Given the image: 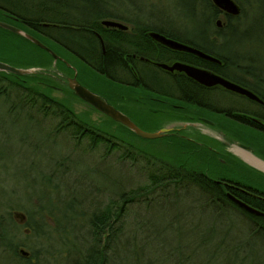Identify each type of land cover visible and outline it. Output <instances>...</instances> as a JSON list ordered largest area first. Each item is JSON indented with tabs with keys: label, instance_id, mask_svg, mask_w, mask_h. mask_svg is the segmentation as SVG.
Wrapping results in <instances>:
<instances>
[{
	"label": "rangeland",
	"instance_id": "rangeland-1",
	"mask_svg": "<svg viewBox=\"0 0 264 264\" xmlns=\"http://www.w3.org/2000/svg\"><path fill=\"white\" fill-rule=\"evenodd\" d=\"M138 4L143 13H152L155 18H153L154 21H158L159 23V21L167 16L178 34L205 44L206 40H199L197 29L195 33V28L199 24L193 21V14H196L194 11L192 13L189 0H138ZM237 5L242 10L241 16L232 22L236 21L240 24L239 31L231 36L232 45L227 50L219 45L216 49L219 52L222 51L228 54L230 57H234L236 54L244 56L246 54H256L264 59V0H244L242 5L238 3ZM217 19L223 22L224 18L222 15H219ZM43 41L50 46L54 54L63 56L64 63L58 59L53 62L52 57L51 60L45 58L43 55H39L27 43L14 38H0V55L13 62H28L33 60L43 63L48 61V65L36 67L49 69L39 70L43 72L42 77L39 79L48 81L53 85L51 89L49 88V94L66 101L76 113L87 115L91 120L96 122H102L104 117L101 114L93 112L88 105L78 98V100L75 99L76 97L65 86H62L61 75L55 73L56 71L52 68V65H54L60 74L66 76L74 75L83 84L104 94L112 93V91L124 93V88L96 75L85 64L73 56L66 54L55 44L46 40ZM219 43L220 40H216V44ZM222 100V107L226 108L229 106L227 101L230 102L231 97L228 94H223ZM7 105L4 99L0 97V214H3L5 211L12 212L10 215H12L11 217L16 224H22L19 215L24 213L23 209L32 213L38 207H43L45 210L57 208V210L62 212L66 209L64 206L70 195L76 200H85L86 207L87 205L103 207L110 200V196L112 197V191L109 189V180L111 178L125 190L146 183L147 180L144 176L147 174L145 171L148 169L144 167L145 161L143 158L140 157L137 162L133 163L128 160H122V158L119 159L118 151H113L111 154L107 153L102 145L88 149L86 147L87 140L77 144L66 134H55L52 131L54 125L52 121L33 113V117L38 121V124L35 121L26 119L23 114L19 116L10 112ZM151 112L154 111L149 110L148 115L142 118L133 116V119L145 131L152 132L163 127L172 126L175 133H179V135L177 137L173 135L174 138H171L172 135L169 133L172 130H170L168 134L151 140L153 142H137L139 147L164 155L171 164H189L206 169L212 174L235 175L237 173V176L246 179L249 177L247 176L249 172H254L242 164L240 168L230 165L232 160L235 162L237 160L232 156L228 157L224 152V146L209 135L207 123H210L212 128L220 130L229 138L236 140L233 136L234 125L230 120H226V118L218 115L202 112L201 114L206 117H203L197 123L182 122L178 119H174L171 122V120L161 119L157 115L154 116ZM189 124L192 125L189 126ZM197 124L203 126H198ZM48 133L52 136H48ZM242 136L245 137V141L250 145L248 146L253 152L258 157L260 156L264 159V135L254 133L253 135L243 134ZM195 141H204L206 144L198 147L192 144ZM214 145H217L215 151ZM58 160H61L62 166L57 170L61 171V169H65L67 175L54 172V176L47 178L49 172L55 169ZM232 164L234 165V163ZM79 179L80 182L78 181ZM252 179L250 178V180ZM253 180L264 187L263 179L255 178ZM73 182H77L76 185L79 188L72 195L68 186ZM54 185L57 186L56 191L52 189ZM88 201H90L89 204L87 203ZM188 205L187 200L178 205L171 204L169 207L164 205V208L154 205L150 213L159 225H162V223L164 225L167 222V217L177 215L181 211L187 217L182 220L183 224L187 222L188 224L189 222L197 223L199 221L202 225H205V217L202 216L200 210L188 209ZM8 206H10L9 209ZM76 209L77 204L75 203L73 211H70L69 208L66 209L67 215H72L76 219L77 217L71 214ZM148 216L149 212L142 204H132L123 217L124 226L126 229L138 228L140 227V221ZM64 227L68 229H66V232H62ZM68 227L67 222H62L57 232H50L51 238L49 240H40L45 244L48 251L45 254V259L40 264L73 263L71 261L72 254L67 257L61 251L64 247L71 248V244L77 242L74 239V236L78 234L76 233L77 230ZM174 227L161 230L163 237L168 240V245L172 244L175 246L180 242H185L186 246H188L186 248H190L192 243L195 244L205 232L203 227L195 231L189 227L180 226L178 233ZM225 227L226 225L223 224V227L216 232L224 235L225 229L228 228ZM237 230L241 229H235L233 232L230 231L228 236L237 237L242 241L246 240L247 235H245V231L243 233L242 230L239 232ZM18 231L17 238L13 242L17 243L15 249L20 257H22L20 250L25 251L28 255L30 250L25 244L31 245L35 241H32L28 232L24 231L23 227H20ZM263 241L258 238L251 239L250 248H248L244 260H241V252L227 258L223 251L218 253V260L210 264H264ZM64 243L66 244L65 246ZM210 248V245L200 246L198 255L196 256L197 260H205L206 253L210 251ZM19 259V257L16 258L12 255L11 248L0 247V264H24ZM195 262L197 263V261Z\"/></svg>",
	"mask_w": 264,
	"mask_h": 264
},
{
	"label": "trees",
	"instance_id": "trees-1",
	"mask_svg": "<svg viewBox=\"0 0 264 264\" xmlns=\"http://www.w3.org/2000/svg\"><path fill=\"white\" fill-rule=\"evenodd\" d=\"M189 1L192 13L194 11L196 14H193V21L199 24L195 28V33L197 29L199 40L203 39L206 42L203 44L180 34L174 38L187 42L189 46L201 49V51L220 60L221 63L211 64V62L197 58L194 55L180 51L176 52L189 59L192 64L219 71L222 76L231 79L234 57H230L222 51L219 52L216 47L218 45L220 47L223 46V49L227 50L232 45L231 36L239 31L240 26L236 21H232L241 16L242 10L240 9V13L237 16L222 15L224 24H222L223 26L220 29L216 30L214 21L219 18L221 12L211 1ZM234 1L241 5L244 3V0ZM0 20L10 24L7 20ZM36 29L44 31L40 27ZM117 36H120V32ZM51 37L55 38L53 33H51ZM101 37L105 40L104 34ZM0 38L21 40L35 49L39 55L52 59L45 50L1 28ZM36 39L50 48L43 39L39 37H36ZM216 40H220V43L216 44ZM104 45L107 52L110 46L108 44ZM69 48L84 61V63H81H86L92 67L93 69L91 68L90 70L96 75L114 84H116L115 80L119 81L120 78L118 76H114L107 71V54L102 56L98 52L97 43L84 42L83 45L75 44L73 47L69 46ZM91 50L92 54H90ZM0 61L19 67L48 65V61L43 63L33 60L13 62L1 55ZM178 83L184 84V81H179ZM52 87L53 85L50 82L39 78L15 76L0 72V97L8 104L10 112L19 116L23 114L26 119L37 123L38 121L34 119L33 113L38 114L40 117L53 122L52 131L55 134H66L77 144L87 140L86 147L88 149L102 145L107 153L111 154L113 151H118L119 159L122 158V160H128L133 163L137 162L138 158H143L145 161L144 167L148 169L145 171L147 174L144 176L147 181L144 185L125 190L111 178L109 180V189L112 191V197L110 196V200L103 207L87 205V208L85 200H76L70 195L64 207L73 211L72 209L76 203L77 209L71 214L75 215L78 220H76L77 218L74 219L72 215H67L66 209L60 212L57 208L45 210L43 207H38L34 212L29 213L22 208L25 220L18 225L14 222L12 215H10L12 212L5 211L0 214L1 248H11L12 255L16 258L19 257V260L23 261L24 264H40L48 252L45 244L40 240H49L51 238L50 232H57L62 222H67L68 228L77 230L76 233H78L74 236V239L79 243L73 242L71 248L64 247V249H61L62 253L64 252L67 257L72 254V264H210L211 262H216L218 253L223 251L227 258L241 252V260H244L247 250L250 248L251 239L264 240V212L258 206L259 203L249 201L245 204L257 210L259 209L263 216L246 212L236 204H233L221 187L213 184L211 178L214 176L210 171L184 163L171 164L164 155L139 147L137 145L139 141L146 143L153 141L141 140L128 129L103 115L104 120L96 122L87 115L76 113L66 101L49 94V88L51 89ZM180 95L184 96L185 94L181 91ZM207 100L209 99L207 98ZM116 108L119 109L118 107ZM91 110L98 113L92 108ZM122 112L124 113V111ZM128 116L134 120L132 116ZM136 124L141 128L139 123L136 122ZM47 135L52 136L49 133ZM61 166V160H58L55 169L49 172L47 178L54 176V172L67 175L65 169L57 170ZM78 181L80 182V179ZM76 183L73 182L68 186L72 195L79 188ZM52 189L56 191L57 186L54 185ZM185 200L188 201V209L200 210L202 216L205 217V225H202L199 221L197 223L189 222L188 224L187 222L183 224L182 220L187 217L182 211L178 212L177 215L167 217V222L164 225L163 223L159 225L150 213L154 205L164 208V205L168 207L171 204L178 205L185 202ZM87 203L89 204L90 201ZM132 204H142L149 212V216L144 217L140 221V227L126 229L123 217ZM9 208L10 206H8ZM223 224L226 225L225 228H228L225 229L224 235H220L216 231L223 227ZM19 226L28 232L32 241H35L31 245L25 244L30 253L24 257H20L15 249L17 243L13 242L17 238ZM180 226H186L195 231L203 227L205 232L195 244L192 243L190 248H186L188 246H186L185 242H180L175 246L172 244L168 245V240L163 237L161 230L174 227L179 233ZM66 229L64 227L62 232H66ZM235 229H241L243 233L245 231L246 240L242 241L237 237L228 236V233L230 231L233 232ZM229 237L230 239H228ZM202 245H210L211 248L206 253V259H200L199 261L196 256Z\"/></svg>",
	"mask_w": 264,
	"mask_h": 264
},
{
	"label": "flooded vegetation",
	"instance_id": "flooded-vegetation-1",
	"mask_svg": "<svg viewBox=\"0 0 264 264\" xmlns=\"http://www.w3.org/2000/svg\"><path fill=\"white\" fill-rule=\"evenodd\" d=\"M153 18L151 12H142L138 0H0V19L9 21L8 25L24 30L35 38L39 37L55 44L80 62L84 63L69 46L83 45L84 42L97 43L98 52L102 56L107 54V71L120 78L119 81L115 80V83L124 88V93L112 91L104 94L83 84L79 79L78 81L105 97L126 115L142 118L152 110V115L171 122L178 119L182 122L197 123L206 117L201 113L207 112L230 120L234 125V138L247 147L249 144L243 134L264 135V59L256 54L234 55L232 76L228 79L219 71L192 64L182 54L168 49L154 39L152 34L187 44L174 38L178 33L167 16L159 23ZM222 24L224 23L221 21L217 26L214 22L216 30L220 29ZM37 27L43 28L44 31L37 30ZM119 32L120 36H117ZM51 33L55 38L51 37ZM102 34L105 35V40L101 37ZM104 44L110 46L107 52ZM58 60L63 63L65 61L59 54ZM174 63L208 70L249 91L258 100L226 90L220 85L205 87L181 71H168L159 67V64L170 67ZM85 65L89 69L92 68L86 63ZM179 81H184V84H177ZM181 91L184 96L180 95ZM223 94L231 97L226 108L222 107ZM169 134L172 135L171 138L179 135L175 130ZM192 144L202 147L200 145L206 143L195 141ZM215 147L217 148V145H214V151ZM232 163L230 165L237 168L241 166L238 161L232 160ZM248 174L249 177L245 179L237 176V173H217L213 174L211 179L213 184L225 191L228 198L231 195L243 203L255 201L264 212V187L253 180H264V177L254 172Z\"/></svg>",
	"mask_w": 264,
	"mask_h": 264
},
{
	"label": "water",
	"instance_id": "water-1",
	"mask_svg": "<svg viewBox=\"0 0 264 264\" xmlns=\"http://www.w3.org/2000/svg\"><path fill=\"white\" fill-rule=\"evenodd\" d=\"M211 3L219 10V12L225 14V15H231V16H237L240 13V8L237 5V3L234 0H210ZM216 25L219 26L221 24L220 19H216L215 21ZM110 25H115L114 23H110ZM0 28L7 30L26 41L32 43L33 45H36L37 47L45 50L48 55H50L53 58V62H55L58 59V56L52 52L50 48H48L46 45L42 44L41 41L36 39L35 37L25 33L24 31L12 26L8 25V23L0 21ZM121 29H124V27H121ZM152 37L154 39H157L160 43L167 46L168 49H172L175 51L185 52L191 55L196 56L197 58H200L202 60L208 61L215 64H220V60H218L215 57H212L211 55L201 51V49H197L193 46H189L188 44H183L177 41L165 39L162 36L152 34ZM55 73L57 75H61V82L63 83L62 86H65V88L73 94L76 98H78L80 101L88 105L90 108L97 111L99 114L109 118L113 122L123 126L124 128L128 129L130 132L133 133V135H136L137 137L145 140H153L162 137V135H166L169 133L170 130L173 131L174 127L168 126L163 127L155 131H145L142 128H140L128 115L117 109L114 105H112L105 97H103L100 94H97L95 91H92L85 85H82L76 77L73 76H66L63 74H60L58 70L55 69L54 65H52ZM159 67L166 69L168 71H178L184 73L188 78L196 81L197 83L205 86V87H213L214 85H220L226 90L237 92L240 94H244L250 99L258 100L255 95L250 93L249 91L240 88L239 86L235 85L234 83L224 79L223 77L217 76L213 74L212 72L200 69L194 66L186 65V64H180V63H174L170 67L164 64H159ZM43 70H49L48 68L43 67H36V66H26V67H19L15 66L6 62L0 61V72L6 73V74H13L15 76H28V77H42L43 72L40 71ZM192 124H189V126ZM198 126H203L201 124H197ZM208 126V127H207ZM207 128L210 132V137H212L215 141L221 143L225 148V153L228 156L234 157L240 164L245 165L248 167V169H252L254 172H257V174L264 177V169L258 168L252 164L247 162L243 159V157L239 154V152L244 153L246 155H249L253 159H255L257 162H259L261 165L264 166V159L262 157H258L257 154L253 152V150L247 145H244L234 139L229 138L221 132L218 129L212 128L210 123H207ZM212 128V129H210ZM199 129V128H198ZM229 199L236 204L241 209L245 210L248 213L254 214V215H261L259 211L256 209L248 206L247 204L243 203L242 201H239L235 197L229 195ZM22 222L25 220V217L23 214L19 215ZM20 254L22 256L27 255V253L23 250H20Z\"/></svg>",
	"mask_w": 264,
	"mask_h": 264
},
{
	"label": "bare ground",
	"instance_id": "bare-ground-1",
	"mask_svg": "<svg viewBox=\"0 0 264 264\" xmlns=\"http://www.w3.org/2000/svg\"><path fill=\"white\" fill-rule=\"evenodd\" d=\"M239 154L243 157L244 160H246L247 162L249 161L250 164H252L258 168L264 169L263 165H261L259 162H257L255 159H253L249 155H246V154L241 153V152H239Z\"/></svg>",
	"mask_w": 264,
	"mask_h": 264
}]
</instances>
